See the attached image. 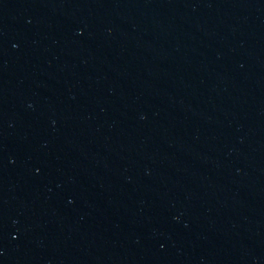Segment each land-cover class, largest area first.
I'll return each mask as SVG.
<instances>
[{
    "label": "water",
    "instance_id": "water-1",
    "mask_svg": "<svg viewBox=\"0 0 264 264\" xmlns=\"http://www.w3.org/2000/svg\"><path fill=\"white\" fill-rule=\"evenodd\" d=\"M0 264H264V0H0Z\"/></svg>",
    "mask_w": 264,
    "mask_h": 264
}]
</instances>
